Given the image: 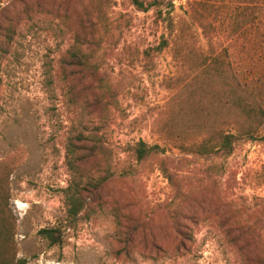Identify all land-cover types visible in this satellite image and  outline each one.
Here are the masks:
<instances>
[{
	"label": "rangeland",
	"instance_id": "rangeland-1",
	"mask_svg": "<svg viewBox=\"0 0 264 264\" xmlns=\"http://www.w3.org/2000/svg\"><path fill=\"white\" fill-rule=\"evenodd\" d=\"M173 4L159 17L129 0H1L0 264H264V145L201 155L206 136L234 132V114L191 110L174 59L186 44L264 63V0ZM98 11L105 28L87 22ZM78 51L94 78L64 64ZM100 79L111 92L88 88ZM139 142L163 154L137 162Z\"/></svg>",
	"mask_w": 264,
	"mask_h": 264
},
{
	"label": "trees",
	"instance_id": "trees-1",
	"mask_svg": "<svg viewBox=\"0 0 264 264\" xmlns=\"http://www.w3.org/2000/svg\"><path fill=\"white\" fill-rule=\"evenodd\" d=\"M174 1L182 0H129L131 5L138 11L148 12L154 10L159 17L164 13L170 14L174 8ZM96 13V16L88 15L87 22L91 28H97L99 24L105 28L103 15L100 11ZM81 43L83 42H79V44ZM162 46L167 47V43L164 41ZM158 51H162V48H159ZM229 51L228 48L219 52L211 49L206 55L197 54L192 56L189 46L183 44L174 55L175 61L180 63L183 71L185 69L175 87H177V92H185L183 102L191 110L197 113V110L200 109L203 114L212 116L216 121L223 117L224 110L232 111L234 114L232 123L235 127L234 132H218L216 134L214 132L206 136L198 145L199 153L203 156H229L232 154L234 146L240 141H259L264 145V133L261 134L258 131L259 125H264V63L235 62ZM258 51V49L253 48L246 50V53L252 59ZM68 54L69 51L66 55ZM148 55L146 52L145 56L148 57ZM69 59L71 61L65 59L67 62H64V64L79 69L86 77L94 78L98 74L97 64L90 63L89 59L85 55L83 56L80 51L70 54ZM191 60L192 65L189 66ZM110 84L106 80L100 79L96 87L90 83L88 88L91 90L97 89L99 92H103L102 90L111 92L113 87ZM187 115H190V113ZM82 141L80 137L76 138L77 143ZM94 145L87 146L84 148L85 151L91 153L94 150ZM132 152L137 162H143L152 156L163 154V150L158 146L150 147L143 142H139ZM69 153L71 155L77 153L73 142ZM161 166L164 167L162 162ZM70 169L73 173H78L76 172L78 166L75 165V161H71ZM163 172L167 181L172 185L173 176L169 171L168 174L165 168ZM105 181L106 179L102 182ZM101 186L102 183H98V187L95 189L98 190ZM68 203L71 205L68 215L71 217L77 216L82 209L79 198L71 197ZM174 226V230L181 236L179 224L176 223ZM55 234L54 229H44L40 232L42 238L49 241L52 246L60 243V239L55 238Z\"/></svg>",
	"mask_w": 264,
	"mask_h": 264
}]
</instances>
